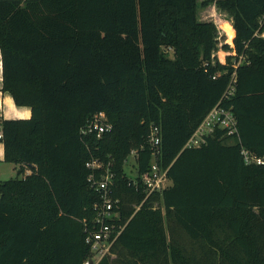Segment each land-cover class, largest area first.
<instances>
[{"label": "trees", "instance_id": "trees-1", "mask_svg": "<svg viewBox=\"0 0 264 264\" xmlns=\"http://www.w3.org/2000/svg\"><path fill=\"white\" fill-rule=\"evenodd\" d=\"M197 2L0 0L2 91L31 115L1 121L17 177L0 181V264L92 257L91 161L103 164L95 178L113 175L123 227L98 264H264V164L242 153L264 158V0ZM209 5L231 20L223 61L215 24L197 17ZM219 101L237 133L185 147ZM100 112L111 131L83 133ZM152 126L171 183L147 195Z\"/></svg>", "mask_w": 264, "mask_h": 264}, {"label": "built area", "instance_id": "built-area-1", "mask_svg": "<svg viewBox=\"0 0 264 264\" xmlns=\"http://www.w3.org/2000/svg\"><path fill=\"white\" fill-rule=\"evenodd\" d=\"M235 82V76L232 79L226 89L224 98H228L233 94V84ZM235 118L230 109L225 108L220 104V101L215 105L206 116L202 119L197 129L189 137L184 144L187 148H200L202 144L206 142L207 137L214 132L217 128L226 130L227 135H234L237 133L235 127ZM149 134V141L152 151V159L150 162V169L148 172L142 174L140 180L145 185L147 195L154 191H161L168 186L167 169H162L158 165V157L160 155V129L156 126H152ZM83 133H96L100 136L103 133L111 131V125L107 122L104 113L96 114L91 121L81 130ZM2 134H0V139ZM244 160L246 162H255L258 164H264V158L254 157L249 154L248 151H242ZM86 167L90 168L92 172L88 177V181L96 190H99L102 194V201L98 203L96 208L97 215L95 218V224L92 229H87L86 243L90 245V251L92 257L84 261L83 264H98L99 260L110 254V248L116 241L117 235L121 232L122 226H118L115 221L117 216L114 212L117 200L113 201L110 198V189L113 186V175L106 169L104 174L100 175V178H95L94 171L103 167V164L99 161H91L86 164Z\"/></svg>", "mask_w": 264, "mask_h": 264}, {"label": "rangeland", "instance_id": "rangeland-1", "mask_svg": "<svg viewBox=\"0 0 264 264\" xmlns=\"http://www.w3.org/2000/svg\"><path fill=\"white\" fill-rule=\"evenodd\" d=\"M203 1H209V0H198L197 3L201 4V2H203ZM197 17L200 20L212 21L215 24L216 29H217V35H216L217 50H216V52L218 51L216 56H218V58L220 56L221 58H219V59H221L223 61L225 59L223 57V55L225 56L229 52L228 49L224 48V45H227L229 47L230 51H231L230 48L233 47V44H232L233 38L230 37L227 33V29L228 28L231 29L230 23L227 22L230 20L228 19L227 16H225V14H221L220 12H218V10H215V7L212 5H209L206 7H203V6L199 7ZM222 19L224 20V23L222 22V24H221ZM133 164H134V154H131V156L128 158V161L126 163L127 166L125 168L127 171V174L130 177L135 175V169H134ZM10 165L8 163L7 165H3V167L1 168L2 172L0 171V181H8V179L17 177V170L16 171H8V167H11Z\"/></svg>", "mask_w": 264, "mask_h": 264}, {"label": "crops", "instance_id": "crops-1", "mask_svg": "<svg viewBox=\"0 0 264 264\" xmlns=\"http://www.w3.org/2000/svg\"><path fill=\"white\" fill-rule=\"evenodd\" d=\"M222 14V13H221ZM220 18V17H219ZM222 22L224 23V20L222 19ZM231 25V20L227 21ZM231 27V26H230ZM232 29V27H231ZM233 31V30H232ZM3 87V80H2V62H1V56H0V134L1 133V121L6 119H24L29 118L30 115V109L29 107H17L15 105V102L11 95L8 92L2 91ZM4 161V151H3V144L0 140V171L2 172L3 165H7ZM11 164V165H10ZM11 167H8V171H16V166L12 165V163H9ZM169 182V181H168ZM169 182L168 184H170Z\"/></svg>", "mask_w": 264, "mask_h": 264}]
</instances>
